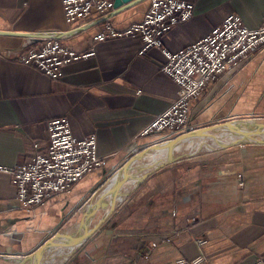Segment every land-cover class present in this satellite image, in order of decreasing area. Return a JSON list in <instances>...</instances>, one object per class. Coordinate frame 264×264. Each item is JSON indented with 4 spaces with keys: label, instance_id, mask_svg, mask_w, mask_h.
<instances>
[{
    "label": "crops",
    "instance_id": "crops-1",
    "mask_svg": "<svg viewBox=\"0 0 264 264\" xmlns=\"http://www.w3.org/2000/svg\"><path fill=\"white\" fill-rule=\"evenodd\" d=\"M192 1V17L163 36L170 50L202 38L231 14L249 27L264 21V0ZM147 7V0H133L69 23L62 0H0V164L24 162L36 141L44 147L48 121L63 115L77 137L96 134L98 153L107 158L70 191L30 212L21 206L10 174L0 171V264H34V257L23 260L54 235L42 264H177L199 254L205 256L200 264L264 260V142L179 156L149 170L111 210L102 206L111 193L96 206L130 157L169 140L156 131L143 134L178 96V83L161 70V50L140 54L137 36L93 40L106 19L123 28L141 20ZM47 38L79 51L94 47L95 53L65 65L63 77L53 79L18 59ZM258 118H264V46L209 82L192 103L187 132ZM86 232L73 248L65 245ZM198 237L206 242L200 245Z\"/></svg>",
    "mask_w": 264,
    "mask_h": 264
},
{
    "label": "built area",
    "instance_id": "built-area-1",
    "mask_svg": "<svg viewBox=\"0 0 264 264\" xmlns=\"http://www.w3.org/2000/svg\"><path fill=\"white\" fill-rule=\"evenodd\" d=\"M147 2V10L141 20L120 28L106 19L99 25L93 40L137 36L142 40L140 54L154 48L161 50L164 56L161 70L178 83V96L146 127L143 134L156 131L162 135V141H166L190 129L192 103L209 82L264 46V21L258 27H249L240 15L231 14L210 33L173 51L165 47L163 36L192 17L194 1ZM62 3L69 23L86 21L95 12L105 14L114 6V0H62ZM94 53V47L79 51L59 39L47 38L39 46L23 51L18 59L38 67L53 79H60L65 65ZM48 129V143L42 147L36 141L34 152L27 160L13 167L0 164V171L10 174L18 200L28 212L70 191L87 173L107 163V158L98 153L96 134L77 137L66 115L50 119ZM239 179L243 186L242 175ZM196 240L200 245L206 242L204 237ZM204 259L205 256L199 254L192 258L181 257L176 262L200 264ZM255 264H264V260L259 257Z\"/></svg>",
    "mask_w": 264,
    "mask_h": 264
},
{
    "label": "bare ground",
    "instance_id": "bare-ground-1",
    "mask_svg": "<svg viewBox=\"0 0 264 264\" xmlns=\"http://www.w3.org/2000/svg\"><path fill=\"white\" fill-rule=\"evenodd\" d=\"M261 120L264 121V118H258V121ZM233 123L237 124V121H233ZM256 129H257L256 124L255 125L253 124V127H250L249 124L244 123L240 125L241 131L239 132V130L231 127V125H229L228 123H222L212 126L205 135L195 134L182 138L173 146L171 151H169V147H160V148L150 147L146 151L144 156L140 158H135L131 161L129 167L131 175L128 181L122 187L121 189L122 192L118 194V196L116 197L117 199L116 198L113 199V195L111 194L110 199L108 198L110 201L108 200L104 202L102 206H104V209L106 211L111 210L112 205L120 202L123 199V197L126 195V193H128V191L131 190L137 184L140 178L143 177V175L147 173V171L151 170L153 167L166 161L172 156L179 157L186 154L190 155V153H193L195 151L206 148H213L216 146L219 147L221 146L222 143H230L236 139L243 137L254 136L256 139H264V128L260 130H256ZM250 131H259V132H254V134L251 135ZM123 171L124 170L120 171L119 175H121ZM111 182L112 181H110L109 186L111 185ZM56 258L57 257L54 256L48 261H50V263H53L56 260Z\"/></svg>",
    "mask_w": 264,
    "mask_h": 264
},
{
    "label": "water",
    "instance_id": "water-1",
    "mask_svg": "<svg viewBox=\"0 0 264 264\" xmlns=\"http://www.w3.org/2000/svg\"><path fill=\"white\" fill-rule=\"evenodd\" d=\"M133 0H114V7L118 8V7H121L123 6L124 4H127L128 2H131ZM21 34H24L25 36L27 37H30L31 39H34V41L36 40H40L41 37H38L36 36L35 34L33 33H21ZM229 125H231V127L233 128H236L237 130H239V132L241 131L240 130V125L241 124H244V123H247L249 124L250 127H253V124L255 125L256 124V127L257 129L256 130H260V129H263L264 128V121H258V119H244V120H237V124H234L233 121H230V122H227ZM212 127V126H211ZM211 127H203V128H197L193 131H190V132H186V133H182V134H179L171 139H169L168 141L166 142H163V143H155L152 145V147H155V148H160V147H169V151L172 150L173 146L179 141L181 140L182 138H185L189 135H205L207 134L208 130L211 128ZM255 130V129H254ZM251 132V131H250ZM254 132H259V131H252V133L254 134ZM251 134V135H253ZM250 137V136H249ZM249 137H243V138H239V139H236L234 141H232L231 143H222L221 145L222 146H227V145H230V144H237V143H245V142H264V139H249ZM253 138V137H252ZM150 148V147H149ZM146 149L145 150H141L139 153H137L136 155H133L132 157H130L126 162L125 164L123 165V170H124V173L123 175H119V172H117V174H115L114 176V183L112 185V187H110V189L104 194L101 196V198L99 199L100 201H98L96 203V206H99L100 202L102 201L103 197H105V195H107V193H111L113 195V199H115L118 194H119V191L121 189V187L123 186V184L129 179L130 175H129V172H128V169H129V165L131 163V161L135 158H140L142 156H144V154L146 153ZM177 159V157H171L169 159H167L166 161L160 163L159 165L155 166V167H159V166H162L168 162H171L173 160ZM149 173V171L147 173H145L144 175H147ZM143 175V176H144ZM142 178V177H141ZM114 204L112 205V208H113ZM95 212V208L93 209V211L91 212V215L94 214ZM104 218L103 217L102 219H100L99 221V224L104 221ZM82 225L85 224L84 221H82L81 223ZM89 231V230H88ZM91 232V231H89ZM89 232H86V233H83L82 235H79V236H76L72 241H67L65 242V245L67 246H73L77 243H80L81 241L84 240V238L88 235ZM57 236H51L49 237L42 245H40L35 251H33L32 253H30V255L28 257H26L23 262H25L27 259H30L31 257H34L35 258V263L34 264H42V257H43V252L45 251V249L48 247V246H52L54 243H55V238Z\"/></svg>",
    "mask_w": 264,
    "mask_h": 264
},
{
    "label": "rangeland",
    "instance_id": "rangeland-1",
    "mask_svg": "<svg viewBox=\"0 0 264 264\" xmlns=\"http://www.w3.org/2000/svg\"><path fill=\"white\" fill-rule=\"evenodd\" d=\"M219 124H222V123H219ZM175 137V136H174Z\"/></svg>",
    "mask_w": 264,
    "mask_h": 264
}]
</instances>
